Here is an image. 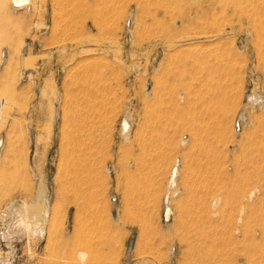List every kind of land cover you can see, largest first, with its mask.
Here are the masks:
<instances>
[{"label":"rangeland","instance_id":"1","mask_svg":"<svg viewBox=\"0 0 264 264\" xmlns=\"http://www.w3.org/2000/svg\"><path fill=\"white\" fill-rule=\"evenodd\" d=\"M0 55V264L264 262V0H3Z\"/></svg>","mask_w":264,"mask_h":264},{"label":"bare ground","instance_id":"2","mask_svg":"<svg viewBox=\"0 0 264 264\" xmlns=\"http://www.w3.org/2000/svg\"><path fill=\"white\" fill-rule=\"evenodd\" d=\"M2 1L3 0H0V6H1V4H2ZM11 2H12V4H13V6H22V5H24V4H26L27 2H28V0H10ZM6 2V1H5ZM6 6V5H5ZM0 57H1V55H0ZM1 106V105H0ZM1 138H0V146H1ZM175 175H176V168L174 167V168H171L170 169V172H169V182H170V184L171 185H173V182H174V177H175ZM214 200V199H213ZM216 200V199H215ZM215 200H214V202H213V204L215 203ZM163 211H164V216L165 217H167L168 216V214H169V207L168 206H166L164 209H163ZM75 256L77 257V259H76V262H75V264H79V263H81V261H82V259H83V256H84V253H83V251L81 252L80 250H79V252H77V253H75ZM193 264V263H192ZM195 264H202V262H198V263H196L195 262ZM205 264V263H204ZM210 264V263H209ZM258 264V263H257ZM259 264H264V262H260Z\"/></svg>","mask_w":264,"mask_h":264}]
</instances>
